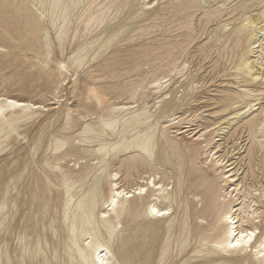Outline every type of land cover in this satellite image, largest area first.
I'll return each mask as SVG.
<instances>
[{"label": "bare ground", "instance_id": "obj_1", "mask_svg": "<svg viewBox=\"0 0 264 264\" xmlns=\"http://www.w3.org/2000/svg\"><path fill=\"white\" fill-rule=\"evenodd\" d=\"M206 59L222 85L214 142L194 132L203 170L170 124ZM9 66L59 93L73 71L77 102L0 186V264H264V208L245 202L264 206V0H0V87ZM45 110L0 89V156Z\"/></svg>", "mask_w": 264, "mask_h": 264}, {"label": "rangeland", "instance_id": "obj_2", "mask_svg": "<svg viewBox=\"0 0 264 264\" xmlns=\"http://www.w3.org/2000/svg\"><path fill=\"white\" fill-rule=\"evenodd\" d=\"M211 27H212V25H211ZM204 37L205 36H202L201 39H203ZM147 42H149V40H147ZM193 49H195V48H193ZM70 51H71V46L69 45L67 47V52L69 53ZM190 59H189V61H187V66H186V64L183 65L184 66L183 68L185 71H186V68L193 70L194 67H196V64L198 63V61L200 60V57H192L191 56ZM183 60H184V57L180 58L179 62H183ZM209 60L210 59H206V60L201 61L203 68L199 71V74H203V73L205 74L206 73L207 77H206L205 82L202 84V86L199 87L196 90V92L193 94L194 98L189 100L190 105L188 108H190L189 109L190 111H188L184 114H181V115L178 114V116H180V117L175 119V120H172L173 123H172V121L170 122V123H172V124H170V130L173 131V133L177 137V140L181 143L182 148L183 149L187 148V156L190 157L193 154L194 155V157H193L194 165L197 168H200L203 170L207 169V167L210 164V161L212 159L211 156L208 155L207 150L209 149V145H210V147L212 146L211 143L214 142V137H216V134L218 131V128H215L214 126L210 125L211 121L206 117H210L212 119L217 118V116L211 115L210 112L217 109L220 104H217L215 100L211 99V97L218 95L219 87L222 85L221 84V81H222L221 76H216L215 78H212V79L209 78V74H208L209 65H210ZM147 67H148V65H142L139 68V70L132 72L131 74H129L127 76L124 75V76L120 77L119 80H126L128 78L135 77L136 75L145 71L147 69ZM153 69L156 70L157 66L153 67ZM1 72H2V75L5 77V83L3 86L0 87L1 90H6L15 96H20L22 98L31 99L33 101L43 102V104L46 105V110L42 114V116L37 120L35 125L27 132V137L25 139H23L22 142L16 144V146H14L12 149L4 152L0 156V165L4 166L3 172L0 173V186L4 185L5 182L9 180V177L11 175L17 173V167H18L17 165H18V163L23 164V162L25 161V157H26L28 147H29L28 145L33 142L34 138L37 136V133L41 129H44L45 131L49 130V128H51V126H52V120L55 118L56 114H58L60 111H62L66 107V105L71 104L72 106H75V104L77 102V98L71 92L72 82L75 78V74L73 71H70L68 78L66 80V83H65L61 93H59L58 91L54 92L53 87L52 88L48 87L43 80L38 79L32 73H30V74L28 73L27 76H23L21 71L17 70L14 66L13 67L12 66L11 67L10 66L9 67H3ZM156 72H157L156 74L159 76L163 75V73H164L162 70H159V71L156 70ZM171 77L174 78V77H176V75L172 74ZM216 87H217V89H216ZM177 95H180V92L177 93ZM48 96H49V98H48ZM55 97H56V99H55ZM57 98L60 99L59 104L56 103ZM195 100H197V101H195ZM116 101H118V100H116ZM153 102H154V97L153 96L149 97L147 100V103H149V105L151 107L153 106ZM195 110H197V111H195ZM176 121H180L181 125H180V123H177ZM174 122H176V123H174ZM193 122H195V123H193ZM55 126L58 128L59 123H57ZM179 130L183 131V132L179 133L180 132ZM194 132L197 135L204 133V134H206V136L208 138H210V140H212V139L213 140L211 141V143L209 145H207V143L205 142L201 146L200 144H201L202 140L200 141V140L194 139L196 137V135H194ZM244 139H245V137L242 139L243 143H245ZM204 153H205V155H204ZM253 198L255 199V202L257 201L256 203L253 202L254 201ZM245 202L247 204L248 203L250 204L253 202L252 205H254V207L255 206L261 207V208L258 207L259 209L264 208V206L259 203L258 197L255 195H252V194L246 195ZM22 215H23V210H21L17 214L18 217H20ZM18 230L19 229L15 228L12 231V237H15L17 235Z\"/></svg>", "mask_w": 264, "mask_h": 264}]
</instances>
